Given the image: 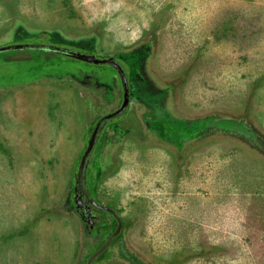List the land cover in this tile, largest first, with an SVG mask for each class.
<instances>
[{"label": "rangeland", "instance_id": "obj_1", "mask_svg": "<svg viewBox=\"0 0 264 264\" xmlns=\"http://www.w3.org/2000/svg\"><path fill=\"white\" fill-rule=\"evenodd\" d=\"M24 43L132 84L87 169L124 223L95 264H264V0H0V47ZM39 54L0 53V264H84L115 222L89 234L69 194L123 88Z\"/></svg>", "mask_w": 264, "mask_h": 264}, {"label": "water", "instance_id": "obj_2", "mask_svg": "<svg viewBox=\"0 0 264 264\" xmlns=\"http://www.w3.org/2000/svg\"><path fill=\"white\" fill-rule=\"evenodd\" d=\"M22 51V50H36L41 53H52V54H60L65 55L68 57H72L81 61H85L92 64H108L114 67L117 71V73L120 76L121 84L123 88V100L119 108L116 110L106 113L102 115L95 123L94 128L92 129L88 140L87 145L82 153L79 163H78V169L75 176V189L80 190L82 192V195H84V199H86V204L88 206L89 211L83 210V199H80L81 196L79 194L75 195L74 203L75 207L78 210L80 216L84 219L87 215V213L91 212L89 205L94 206L95 208L106 211L108 213H111L115 219L117 220V227L116 229L108 236V238L102 243L100 248H98L95 252H93L84 262V264H95L97 259L107 250L111 247L114 239L121 233L123 229V220L118 215L116 210L110 206H107L105 204L99 203L97 200H95L89 191L88 185H87V169L90 161V157L97 145V142L100 139V136L102 134L103 129L107 125V123L124 114L131 103V93H130V80L129 76L124 68V66L117 60V58L113 56L108 57H99L95 54H86L78 50H74L67 47L52 45V44H13L8 46L0 47V53L7 52V51ZM93 216L89 215V218L86 219L87 222L92 221ZM93 228V224L91 226Z\"/></svg>", "mask_w": 264, "mask_h": 264}, {"label": "flooded vegetation", "instance_id": "obj_3", "mask_svg": "<svg viewBox=\"0 0 264 264\" xmlns=\"http://www.w3.org/2000/svg\"><path fill=\"white\" fill-rule=\"evenodd\" d=\"M40 54V56H42L43 55V53H41V52H39ZM42 54V55H41ZM42 70H44L43 68H41ZM130 93H131V101H132V97L134 96V92H133V89H132V84L130 85ZM141 96H139L140 97V100L141 101H143V102H145V104L147 103V104H150L151 102H150V100L148 99V98H144V95L142 96V94H140ZM108 124V123H107ZM98 143V142H97ZM90 191V190H89ZM76 194H79L80 196H81V198L80 199H83L84 201L83 202H81V204H83V210L84 211H89L88 209V206H87V204H86V199H84V195H82V192L78 189V190H76L75 189V182H74V185H73V187H72V190L70 191V194H69V196H70V204H71V206H72V208L77 212V214L80 216V214H79V212H78V210L76 209V207H75V203H74V198H75V195ZM90 194H91V196L96 200V198H95V196L91 193V191H90ZM98 201V200H97ZM99 202V201H98ZM100 203V202H99ZM89 207H90V213H91V215L93 216V219H92V221H90V222H87L86 221V219H88L89 218V215H90V213L88 212L87 213V215H86V217L83 219L81 216H80V218H81V220L83 221V223H84V225H85V228L88 230V232H89V234H93V233H95L96 232V229L100 226V224L102 223V216L99 214V212L98 211H102V210H99V209H97V208H95L94 206H92V205H89ZM103 212H106V211H103ZM106 213H108V212H106ZM112 218H113V220L116 222V226H115V229H116V227H117V220L115 219V217L111 214V213H108ZM92 224H93V228H91V226H92ZM123 228H124V223H123ZM114 229V230H115ZM113 230V231H114ZM112 231V232H113ZM111 232V233H112ZM122 232H123V229H122V231H121V233L114 239V241H113V243L114 242H116V241H120L121 240V234H122ZM110 233V234H111ZM108 238V237H107ZM106 238V239H107ZM112 243V244H113Z\"/></svg>", "mask_w": 264, "mask_h": 264}, {"label": "trees", "instance_id": "obj_4", "mask_svg": "<svg viewBox=\"0 0 264 264\" xmlns=\"http://www.w3.org/2000/svg\"><path fill=\"white\" fill-rule=\"evenodd\" d=\"M227 129H230L228 125H227ZM242 129L245 130L244 125L239 126V130H241V132H243ZM114 222H115V221H114ZM115 226H116V222H115ZM121 248H122V246H121ZM122 250H123V248H122ZM107 251H108V249H107V250H106V251H105V252H104V253H103L98 259H97V261L100 260V259L105 255V253H106ZM97 261H96V262H97Z\"/></svg>", "mask_w": 264, "mask_h": 264}]
</instances>
